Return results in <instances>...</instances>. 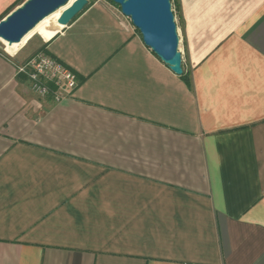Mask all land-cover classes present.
<instances>
[{"label":"crops","instance_id":"obj_1","mask_svg":"<svg viewBox=\"0 0 264 264\" xmlns=\"http://www.w3.org/2000/svg\"><path fill=\"white\" fill-rule=\"evenodd\" d=\"M179 9L189 79L102 2L1 40L0 264H264V0ZM38 52L70 95L18 73Z\"/></svg>","mask_w":264,"mask_h":264},{"label":"water","instance_id":"obj_2","mask_svg":"<svg viewBox=\"0 0 264 264\" xmlns=\"http://www.w3.org/2000/svg\"><path fill=\"white\" fill-rule=\"evenodd\" d=\"M71 0H25L0 21V40L20 43L42 20ZM129 18L143 43L176 75L184 74L180 35L171 0H111ZM88 0H75L58 19L63 31L80 15ZM57 35V34H56Z\"/></svg>","mask_w":264,"mask_h":264},{"label":"built area","instance_id":"obj_3","mask_svg":"<svg viewBox=\"0 0 264 264\" xmlns=\"http://www.w3.org/2000/svg\"><path fill=\"white\" fill-rule=\"evenodd\" d=\"M18 73L26 77L34 92L42 96L51 94L57 101L70 95L79 85L72 69L44 52H38L19 65Z\"/></svg>","mask_w":264,"mask_h":264},{"label":"rangeland","instance_id":"obj_4","mask_svg":"<svg viewBox=\"0 0 264 264\" xmlns=\"http://www.w3.org/2000/svg\"><path fill=\"white\" fill-rule=\"evenodd\" d=\"M75 1V0H73ZM172 1V9L174 11L175 14V18H176V23L178 26V33L180 35V51L182 53L183 56V68L184 65L187 63V52L184 50V46H183V42L181 39V31L179 28L182 27V21L180 19L181 15H180V9H179V5H180V0H171ZM96 2H102V3H106L108 5H110L113 9H115L116 11H118L120 14H122L121 9L118 5L114 4L113 2H111L110 0H88V6L86 7V9L91 6L92 4L96 3ZM73 3V2H72ZM71 4H68L66 7H64V9H62L61 12L55 14L54 16H52L50 19H48L41 27L37 28L36 30H34L25 40L24 43L22 45V47H25L26 45H29L30 43H32V41H36L38 39L43 38L46 33V30H51L53 32H57L59 31L62 27L58 26V19L61 16L62 12L69 7ZM85 9V10H86ZM129 23H131L129 18H126ZM44 32V33H43ZM40 33H43V35L38 36ZM60 33V32H59ZM57 33V34H59ZM38 36V37H37ZM57 36V35H56ZM37 37V38H36ZM21 47V48H22ZM0 51L8 54L6 52V46L2 43V41L0 40Z\"/></svg>","mask_w":264,"mask_h":264},{"label":"bare ground","instance_id":"obj_5","mask_svg":"<svg viewBox=\"0 0 264 264\" xmlns=\"http://www.w3.org/2000/svg\"><path fill=\"white\" fill-rule=\"evenodd\" d=\"M73 2V0H71L70 1V3L69 4H71ZM62 9H64V7L63 8H61V9H59L58 11H56L55 13H53V14H51L50 16H48V17H46L44 20H42L23 40H25L34 30H36L37 28H39V27H41L48 19H50L52 16H54L55 14H57V13H59V12H61L62 11ZM22 40V41H23ZM4 41V40H3ZM21 41V42H22ZM6 42V41H5ZM20 42V43H21ZM8 43V42H7ZM17 44H19V43H17Z\"/></svg>","mask_w":264,"mask_h":264},{"label":"trees","instance_id":"obj_6","mask_svg":"<svg viewBox=\"0 0 264 264\" xmlns=\"http://www.w3.org/2000/svg\"><path fill=\"white\" fill-rule=\"evenodd\" d=\"M110 1H111V0H110ZM111 2H112V1H111ZM87 6H88V5H87ZM87 6H86V7H87ZM85 9H86V8H85ZM85 9H84V10H85ZM78 16H79V15H78ZM78 16H77V17H78ZM77 17H76V18H77ZM76 18H75V19H76ZM75 19H74V20H75ZM74 20H73V21H74ZM182 76H184L186 79H189V76L185 73V69H184V74H183Z\"/></svg>","mask_w":264,"mask_h":264}]
</instances>
